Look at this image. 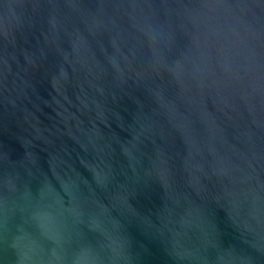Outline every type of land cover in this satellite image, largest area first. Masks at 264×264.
<instances>
[{
  "label": "water",
  "instance_id": "1",
  "mask_svg": "<svg viewBox=\"0 0 264 264\" xmlns=\"http://www.w3.org/2000/svg\"><path fill=\"white\" fill-rule=\"evenodd\" d=\"M0 264H264V0H0Z\"/></svg>",
  "mask_w": 264,
  "mask_h": 264
}]
</instances>
